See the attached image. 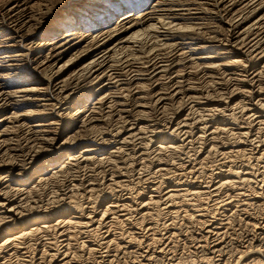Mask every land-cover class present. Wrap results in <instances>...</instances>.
I'll return each instance as SVG.
<instances>
[{"label":"bare ground","instance_id":"6f19581e","mask_svg":"<svg viewBox=\"0 0 264 264\" xmlns=\"http://www.w3.org/2000/svg\"><path fill=\"white\" fill-rule=\"evenodd\" d=\"M250 201L264 0H0V264L160 253Z\"/></svg>","mask_w":264,"mask_h":264},{"label":"rangeland","instance_id":"374dc122","mask_svg":"<svg viewBox=\"0 0 264 264\" xmlns=\"http://www.w3.org/2000/svg\"><path fill=\"white\" fill-rule=\"evenodd\" d=\"M63 61H64V59H62L60 62H59V64H58V66L59 65H61L62 63H63ZM153 157V156H152ZM152 157H151V155H150V158L151 159H149V158H147V160L149 159V161H147L146 163H148V164H145V168H144V172H147L148 174H150V172H151V174L153 173V171H154V169L155 168H152L151 166H153V161H154V159H152ZM151 160H152V162H151ZM137 161V160H136ZM152 165H151V164ZM151 166H150V165ZM146 165H148L149 166V169L147 168V166ZM150 171V172H149ZM155 172V171H154ZM86 173V172H85ZM102 174V173H101ZM81 175H84V173H82ZM104 176H106L107 174H103ZM102 175V176H103ZM154 177H155V175H153ZM101 177V176H100ZM99 177V178H100ZM156 178V177H155ZM250 203L251 204H249V205H247V206H240V208L238 209V210H246V212L248 211H250L249 212V214L248 213H246V212H240V213H236V214H234V215H232V216H230L231 218L233 217V219H229L230 217L228 216V217H224V218H222L221 219V221H217V222H215V227H216V229H213L211 232H210V234H206V231H200L201 229L200 228H197V227H191L192 229H188V228H186V227H182V228H179V229H176L177 231H176V235L177 236H175L174 237V239H168V240H163V236L160 238L161 239V242H160V244H161V246H159L158 248L161 250V252L160 253H158V252H155L154 254H153V252H152V249H151V252L148 250H146L147 249V246L149 247V245L147 244V243H150V242H148V240L147 239H145V241H143L144 240V237H141L142 235H137L136 236V239H135V241H134V246L133 245H130V247L128 248V250H127V248L126 249H124V251L123 252H119V253H114V252H111V254H103V258L104 259H100V262H99V256L97 255V253L95 254L96 255V257H95V255H94V257H90L88 260H85V259H82V260H78L79 262H77L78 264H106L107 262L106 261H109L111 264H113V262L115 263V264H130V262H131V264H168V260L170 259V262L169 263H171V262H173V263H171V264H185L186 262V264H190L191 263V260L192 259H195L196 261L194 262V260H193V262H192V264H200V263H202V264H206L205 262L203 263V261H205V260H207L208 259V257H205L204 258V256H206V254H207V256H210L209 257V259L210 260H212V263L211 264H220V263H222V264H226V263H230V264H262L263 262H264V201L263 202H257V201H250ZM258 205H257V204ZM259 205H261V206H259ZM242 207H244V208H242ZM261 207V208H260ZM242 208V209H241ZM255 208V209H254ZM260 208V209H259ZM263 210V211H262ZM255 213H254V212ZM257 213H258V215H257ZM239 214V215H238ZM247 215H248V218H247ZM250 215H254V216H250ZM261 215V216H260ZM250 216V217H249ZM241 218V219H240ZM260 218V219H259ZM245 219V220H244ZM226 220V221H225ZM229 220H230V222H229ZM235 220V221H234ZM246 220H247V222H246ZM260 220V221H259ZM223 221H225L224 223H223ZM228 221V222H227ZM223 223V224H221L220 225V223ZM252 222V223H251ZM226 223V224H225ZM254 223V224H253ZM218 224V225H217ZM257 224V225H256ZM226 225V226H225ZM229 225V226H228ZM252 225H254V226H252ZM263 225V226H262ZM256 226H257V228H256ZM259 226H260V228H259ZM214 226H213V228H215ZM224 227V228H223ZM255 227V228H254ZM193 228H195V229H193ZM219 228H220V230H219ZM223 229V230H222ZM252 229H254L253 231H251ZM263 229V230H262ZM189 230H191V231H189ZM199 230V231H198ZM218 230H219V232H218ZM224 230H225V232H224ZM181 231V232H180ZM188 231V232H187ZM180 232V233H179ZM195 232V233H194ZM199 232V233H198ZM218 232V235L216 234ZM222 232H224V233H222ZM202 233V234H201ZM213 233V234H212ZM220 233V234H219ZM254 233V234H253ZM261 233V234H260ZM181 234V235H180ZM223 234V235H222ZM263 234V235H262ZM202 235H204V236H202ZM210 235V236H209ZM261 235V236H260ZM207 236V237H206ZM216 236H217V238H216ZM224 236V237H223ZM255 236V237H254ZM149 237V236H148ZM148 237H146V238H148ZM191 237V238H190ZM220 237V238H219ZM137 238H139V239H137ZM195 238V239H194ZM210 238H213V239H210ZM223 238V239H222ZM215 239V240H214ZM141 242H140V241ZM172 240H173V243H172ZM208 241V242H207ZM211 241V242H210ZM226 241V242H225ZM137 242H139V243H137ZM144 242V243H143ZM146 242V243H145ZM218 242V243H217ZM215 243V244H214ZM221 243V244H220ZM140 244H141V247H140ZM143 244V245H142ZM202 246V247H200V245ZM207 244H209V245H207ZM211 244V245H210ZM218 246H217V245ZM249 244V245H248ZM139 245V247H140V249L137 247ZM147 245V246H146ZM166 246V247H164V246ZM173 247H172V246ZM176 245V246H175ZM193 245V246H192ZM198 245V246H197ZM244 245V246H243ZM136 246V247H135ZM206 246V247H205ZM219 246H220V248H219ZM170 248V250H169V248ZM200 247V248H199ZM132 248V249H131ZM134 248L136 249V250H134ZM162 248V249H161ZM166 248V249H165ZM203 248V249H202ZM207 248V249H206ZM210 248V249H209ZM213 248H215V249H213ZM218 248H219V250H218ZM239 248V249H238ZM251 248V250H255V252L257 251V253H253L254 252V250H253V252H249L248 253V251H249V249ZM166 250V251H164V250ZM199 249V250H198ZM201 249V250H200ZM209 249V250H208ZM132 250H134V251H131ZM160 250H158V251H160ZM175 252H174V251ZM191 250V251H190ZM204 250H205V252H204ZM209 252H208V251ZM213 250H215V251H213ZM260 250V251H259ZM143 251H145L144 253H143ZM163 251H164V253H163ZM169 251V252H168ZM202 251V252H201ZM213 251V252H212ZM219 251V252H218ZM221 251V252H220ZM242 252V254H240L239 255V253H241ZM243 251H245L246 253H243ZM259 251V252H258ZM263 251V252H262ZM148 252H150V254L148 253ZM173 253V255H171L172 253ZM196 252V253H195ZM206 253V254H204V253ZM114 253V255L116 254V257L113 255L112 256V254ZM122 253V254H121ZM126 253V254H125ZM129 253H131V255L129 254ZM136 253H138V255H135ZM140 253V254H139ZM157 253V254H156ZM163 253V254H162ZM171 253V254H170ZM209 253H211V254H209ZM214 253H216L215 255H214ZM222 256H220L219 254ZM250 253L252 254V255H250ZM263 253V254H262ZM135 255L136 257L138 256V257H140L141 258V260H140V258H138L139 259V261H138V259L137 258H135L133 255ZM150 255V257H149V255ZM156 254V255H155ZM167 254V255H166ZM174 254H177V255H174ZM196 254V255H195ZM248 254H249V256H248ZM106 255V256H105ZM111 255V257H109ZM118 255H119V257H118ZM127 255V256H126ZM141 255V256H140ZM148 255V256H147ZM160 255H164L163 257L162 256H160ZM179 255V256H178ZM183 255V256H182ZM212 255V256H211ZM217 255V256H216ZM244 255H245V257H244ZM105 256V257H104ZM108 256V257H107ZM123 256V257H122ZM126 256V257H125ZM153 256H155V257H153ZM168 256H169V259H168ZM171 256H172V258H171ZM173 256H175V258L173 257ZM188 256H189V258H188ZM193 256V257H192ZM203 256V257H202ZM238 256H240L239 258H242V260L241 259H239L238 258ZM98 257V258H97ZM146 257V258H145ZM148 257V258H147ZM158 257V258H157ZM162 257V258H161ZM198 258V260H197V258ZM214 257V258H213ZM226 257H228V258H226ZM237 257V258H236ZM133 260H132V259ZM143 258V259H142ZM160 258V259H159ZM165 258V259H164ZM173 258L175 259V260H173ZM177 258L178 259H180V260H177ZM186 258V259H185ZM189 260H188V259ZM205 259V260H203V261H201V259ZM212 258V259H211ZM236 258V259H235ZM252 258V259H251ZM108 259V260H107ZM112 259V260H111ZM135 259V260H134ZM148 259H149V261H148ZM151 259V260H150ZM156 261V259H157V262L158 263H155V261ZM163 259V260H162ZM208 259V260H209ZM222 259H224V261L222 260ZM239 259V262L237 261ZM96 260H97V262H96ZM111 260V261H110ZM115 260H118V261H115ZM137 260V263L136 262H134V261H136ZM147 260V261H146ZM173 260V261H172ZM181 261L180 263H176L175 261ZM200 260V261H199ZM220 260V261H219ZM227 260V261H226ZM241 260V261H240ZM254 260H256L255 262H254ZM257 260H258V262L259 263H257ZM143 261V262H142ZM161 261V262H160ZM165 261L167 262V263H165ZM91 262V263H90ZM119 262V263H118ZM150 262V263H149ZM152 262V263H151ZM160 262V263H159ZM189 262V263H188ZM197 262V263H196ZM214 262V263H213ZM217 262V263H216ZM226 262V263H225ZM233 262V263H232ZM235 262V263H234ZM253 262V263H252ZM208 264H210V263H208Z\"/></svg>","mask_w":264,"mask_h":264}]
</instances>
